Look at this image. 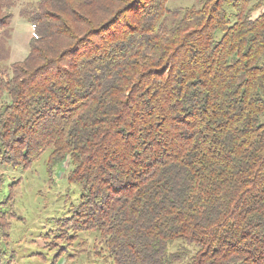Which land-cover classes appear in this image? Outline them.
Here are the masks:
<instances>
[{
  "label": "trees",
  "instance_id": "trees-1",
  "mask_svg": "<svg viewBox=\"0 0 264 264\" xmlns=\"http://www.w3.org/2000/svg\"><path fill=\"white\" fill-rule=\"evenodd\" d=\"M16 1L0 0V62ZM167 1L19 11L34 36L0 66V167L49 151L80 188L49 261L88 232L103 264H264V0ZM6 207L0 264H17Z\"/></svg>",
  "mask_w": 264,
  "mask_h": 264
},
{
  "label": "rangeland",
  "instance_id": "rangeland-1",
  "mask_svg": "<svg viewBox=\"0 0 264 264\" xmlns=\"http://www.w3.org/2000/svg\"><path fill=\"white\" fill-rule=\"evenodd\" d=\"M35 3L36 0H17L16 5L11 9L12 37L10 36L8 40L10 58L0 62V66L6 68L28 54L32 26L19 15V11L22 8L30 10ZM195 3L196 0H168L166 6L174 10ZM257 14L258 12H255L253 17ZM48 154L49 151L42 153L27 169L0 167V175L3 179L0 200L11 196L13 202L12 209L15 216H9L8 207L3 208L2 215L8 214V217H5L12 224L10 238L12 249L18 255L17 264H103V261L94 254L98 250L103 255L107 252L104 253L103 246L97 242V235L88 232L78 233V240L72 245L59 247L63 251L61 257L56 262L49 261L57 247L48 245L51 238L46 232L53 228L52 221L69 216L71 205H75L78 201L80 188L75 184H68L66 174L71 166H68L67 162H58L51 169L46 166ZM67 250L79 254L68 257L65 255L68 254Z\"/></svg>",
  "mask_w": 264,
  "mask_h": 264
},
{
  "label": "crops",
  "instance_id": "crops-1",
  "mask_svg": "<svg viewBox=\"0 0 264 264\" xmlns=\"http://www.w3.org/2000/svg\"><path fill=\"white\" fill-rule=\"evenodd\" d=\"M28 25H30L29 23H27ZM24 26V25H23ZM31 26V25H30ZM25 28H27V26L25 25ZM31 34H32V29H31ZM12 37V36H11ZM30 39V38H29ZM23 59V58H22ZM20 61V60H19Z\"/></svg>",
  "mask_w": 264,
  "mask_h": 264
},
{
  "label": "built area",
  "instance_id": "built-area-1",
  "mask_svg": "<svg viewBox=\"0 0 264 264\" xmlns=\"http://www.w3.org/2000/svg\"><path fill=\"white\" fill-rule=\"evenodd\" d=\"M32 28V36H34V33H33V27H31Z\"/></svg>",
  "mask_w": 264,
  "mask_h": 264
}]
</instances>
